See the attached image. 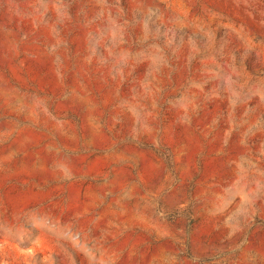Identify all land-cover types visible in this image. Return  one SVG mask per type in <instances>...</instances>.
I'll return each instance as SVG.
<instances>
[{"label": "rangeland", "instance_id": "374dc122", "mask_svg": "<svg viewBox=\"0 0 264 264\" xmlns=\"http://www.w3.org/2000/svg\"><path fill=\"white\" fill-rule=\"evenodd\" d=\"M0 264H264V0H0Z\"/></svg>", "mask_w": 264, "mask_h": 264}]
</instances>
